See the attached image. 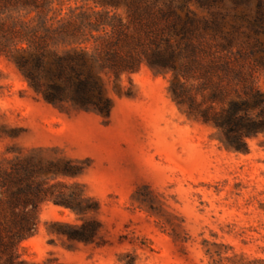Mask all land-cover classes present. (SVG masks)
<instances>
[{"label": "rangeland", "instance_id": "obj_1", "mask_svg": "<svg viewBox=\"0 0 264 264\" xmlns=\"http://www.w3.org/2000/svg\"><path fill=\"white\" fill-rule=\"evenodd\" d=\"M187 7L192 32L170 41L177 49L193 41V61L110 76L107 115L93 103H47L0 57V163L22 160L44 190L18 246L25 264H264V131L236 147L202 116L240 102L249 87L264 97V0ZM100 9L53 0L44 24L33 11L21 20L38 32L81 21L82 36ZM112 10L124 15L122 4ZM89 44L81 47L92 52ZM260 108L241 113L255 118ZM3 211L7 221L6 203Z\"/></svg>", "mask_w": 264, "mask_h": 264}, {"label": "trees", "instance_id": "obj_2", "mask_svg": "<svg viewBox=\"0 0 264 264\" xmlns=\"http://www.w3.org/2000/svg\"><path fill=\"white\" fill-rule=\"evenodd\" d=\"M94 1L102 9L94 12L87 35L81 36V21L69 20L57 29L38 32L21 20L22 11H33L44 24L53 0H0V57L47 103L79 109L93 103L107 115L110 103L103 85L110 76L118 79L141 66L174 68L179 56L187 60L181 67L187 68L193 61V41L189 39L185 48L178 49L170 41L171 35L183 37L192 32L196 16L187 7L189 0ZM118 4H122L124 15L112 10ZM53 41L68 42L69 47L59 52L53 48ZM88 41L92 52L88 45L81 47ZM223 67L232 71L229 62ZM188 98L193 102V96L188 94ZM262 104L263 93L249 87L240 102L231 100L219 111L204 110L202 116L221 127L229 142L242 147L245 138L264 131V109L260 108L255 118L241 111ZM15 163L19 164L10 169L0 163V188L5 189L4 196L0 191V216L4 214L3 204L8 206L7 221L0 217V264H25L19 259L18 246L34 228L29 207L37 205L36 198L44 191L33 167L19 159Z\"/></svg>", "mask_w": 264, "mask_h": 264}]
</instances>
